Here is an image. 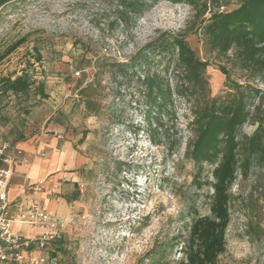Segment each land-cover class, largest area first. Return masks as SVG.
Here are the masks:
<instances>
[{"label":"rangeland","instance_id":"1","mask_svg":"<svg viewBox=\"0 0 264 264\" xmlns=\"http://www.w3.org/2000/svg\"><path fill=\"white\" fill-rule=\"evenodd\" d=\"M236 5L232 0L220 10ZM116 8L117 0H11L0 7V54L21 42L0 62V78L25 71L32 81L28 94L0 95V150L12 156L15 139L34 137L20 179L26 180L24 188L33 184L34 198L57 219L53 264H149L150 251L173 246L192 220L209 215L213 167L196 168L186 152L194 138L189 114L180 109L162 117V129L148 127L135 79L115 80L107 64L94 60L106 54L125 61L160 32H186V42L209 63L211 97L227 90L219 66L230 79L239 74L204 48L187 4L157 0L126 26L114 24ZM90 58L89 65L85 60ZM92 81L100 84L95 115L78 93ZM254 128L245 126L243 132L249 135ZM151 134L161 143L154 144ZM5 144L9 152L2 150ZM35 168L40 177L32 176ZM65 174L75 182L63 179ZM230 193L227 248L218 264H264L260 172L238 177ZM49 204L63 205L66 213L51 212ZM12 232L32 236L34 230L16 225ZM180 249L175 245L170 264L182 257Z\"/></svg>","mask_w":264,"mask_h":264},{"label":"trees","instance_id":"2","mask_svg":"<svg viewBox=\"0 0 264 264\" xmlns=\"http://www.w3.org/2000/svg\"><path fill=\"white\" fill-rule=\"evenodd\" d=\"M9 1L0 0V7ZM155 1L117 0L114 24L126 26L135 21ZM167 1L187 4L194 12L193 23L202 30L204 48L214 57L225 58L229 69L238 72V79H230L229 71L219 66L226 77V91L210 96L205 73L209 63L198 58L186 42V32H160L125 61L111 60L106 54L96 55L94 61L107 64L115 80L135 79L140 95L137 104L144 110L148 127L162 129V117L186 110L187 127L194 136L186 152L196 168L213 167L209 215L192 220L187 234L173 246L150 251L149 264H170L167 258L174 254L175 245L181 248L182 257L173 264H218L227 248L234 202L231 188L238 177L245 180L253 170L264 180V0H233L237 5L229 11L220 7L232 0ZM20 44L16 42L0 54V62ZM91 59L85 60L87 64ZM31 85L25 71L14 78L3 76L0 95L28 94ZM99 85L92 81L78 91L89 114L98 113L95 87ZM37 89L47 97L43 86ZM248 125L255 127L249 135L243 132ZM149 138L154 144L161 143L152 134Z\"/></svg>","mask_w":264,"mask_h":264},{"label":"built area","instance_id":"3","mask_svg":"<svg viewBox=\"0 0 264 264\" xmlns=\"http://www.w3.org/2000/svg\"><path fill=\"white\" fill-rule=\"evenodd\" d=\"M2 150L9 152V145L5 144ZM20 155L19 149L12 156L0 150L3 164L0 166V264H53L57 219L26 189L14 200L8 198L14 158ZM16 225L26 226L34 233L32 236L14 234Z\"/></svg>","mask_w":264,"mask_h":264},{"label":"crops","instance_id":"4","mask_svg":"<svg viewBox=\"0 0 264 264\" xmlns=\"http://www.w3.org/2000/svg\"><path fill=\"white\" fill-rule=\"evenodd\" d=\"M33 140H34V137L29 138V139L18 138V139H15V142L12 145L14 150H16V149L21 150V152H22L21 157H23V158H20L19 156L18 157L15 156L16 158H19L18 159L19 161H15L13 164V167H12L13 176H12V179H11L10 185H9V192H8L9 200H14L15 197L17 195H19V193H21V191L23 189L27 188L26 190H28L29 192H31V190H33V184H30L26 188H24L26 180L24 179V181H23V179H20V178L24 177V176H22V173H20V172H23L26 170L28 160H30V154L33 152V145H32ZM64 149H67V148L64 146ZM55 164L56 163H54V166H56ZM2 165H0V166H2ZM33 175H35L36 178L40 177L41 176L40 169L35 168L34 174L32 172V176ZM18 176H20V177H18ZM63 179H65L66 181H69L71 183L75 182V180H74L75 178L72 175L65 174ZM38 196L40 197V194ZM48 208L51 212L57 213L59 216H63L66 213V208L63 205L49 204Z\"/></svg>","mask_w":264,"mask_h":264}]
</instances>
